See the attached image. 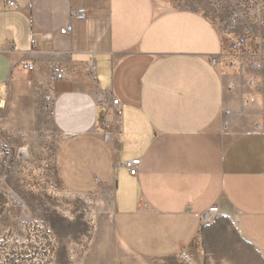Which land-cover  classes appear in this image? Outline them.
<instances>
[{"label": "crops", "instance_id": "0c3cea01", "mask_svg": "<svg viewBox=\"0 0 264 264\" xmlns=\"http://www.w3.org/2000/svg\"><path fill=\"white\" fill-rule=\"evenodd\" d=\"M14 2L0 0V134L56 136L57 180L110 196L117 237L135 254L185 249L213 205L264 253V123L254 126L237 75L209 61L227 44L192 0ZM77 8L84 19L71 18ZM134 158L132 176L123 163Z\"/></svg>", "mask_w": 264, "mask_h": 264}, {"label": "rangeland", "instance_id": "374dc122", "mask_svg": "<svg viewBox=\"0 0 264 264\" xmlns=\"http://www.w3.org/2000/svg\"><path fill=\"white\" fill-rule=\"evenodd\" d=\"M192 3L226 44L235 35L246 39L238 70L229 71L237 75L241 99L259 128L264 123V0ZM55 139L45 132L24 139L0 134V264H264V253L240 236L231 218L222 216L204 223L176 254L131 252L115 232L110 196L73 193L57 180L51 166Z\"/></svg>", "mask_w": 264, "mask_h": 264}, {"label": "built area", "instance_id": "2783aa9c", "mask_svg": "<svg viewBox=\"0 0 264 264\" xmlns=\"http://www.w3.org/2000/svg\"><path fill=\"white\" fill-rule=\"evenodd\" d=\"M7 4L12 6L15 2L14 0H6ZM71 18L76 19H84L87 16V10L84 8H77L71 11L70 14ZM61 33H70L71 32V25L68 24L65 27H63L60 30ZM34 42V40H32ZM246 44V39L242 35H235L233 36L227 46L223 48L222 52L219 55L211 56L209 58V61L213 65H217L220 67H225L228 70H238V67L240 66L239 60H243V56L241 54L242 48H244ZM8 47L12 45V42H7ZM249 64H251L253 67H256L258 65V62L255 60H250ZM23 66L27 67L28 69H32L33 65L31 63L25 62L23 63ZM64 77V69L60 65V63L56 62L52 67V74L51 78L53 80H60ZM45 102L52 103L53 98L50 95H45L44 97ZM111 113L108 114L102 123L103 126V132L102 137L107 142H112L113 140V120L112 115L119 114L120 113V104L119 100L115 97L111 99ZM111 128V129H108ZM140 160L139 158H134L131 160L125 161L123 164L127 167L129 174L134 176L137 174L138 166H139ZM218 216V209L217 206L213 205L211 206L204 214H203V221L204 223L211 222L214 218Z\"/></svg>", "mask_w": 264, "mask_h": 264}, {"label": "bare ground", "instance_id": "6f19581e", "mask_svg": "<svg viewBox=\"0 0 264 264\" xmlns=\"http://www.w3.org/2000/svg\"><path fill=\"white\" fill-rule=\"evenodd\" d=\"M26 150L25 149H23V152H25Z\"/></svg>", "mask_w": 264, "mask_h": 264}]
</instances>
